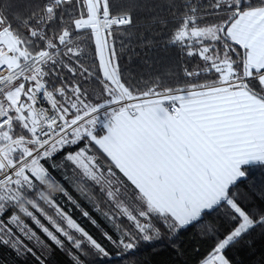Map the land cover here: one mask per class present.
<instances>
[{"label":"snow or ice","instance_id":"obj_1","mask_svg":"<svg viewBox=\"0 0 264 264\" xmlns=\"http://www.w3.org/2000/svg\"><path fill=\"white\" fill-rule=\"evenodd\" d=\"M161 28L166 49L204 62L183 68V85L163 75L133 82L121 70L118 38L150 49ZM89 37L96 71L80 60ZM0 73V216L11 207L8 224L45 252L55 245L71 264H140L142 244L167 236L179 253L180 234L218 213L226 228H206L214 244L199 264H232L229 249L264 233V186L259 203H245L240 187L250 166H264V0H0ZM41 96L50 108L38 106ZM58 159L79 170L77 190L115 229H101L115 253L58 203L60 193L101 228L54 177ZM85 180L99 186L107 211ZM0 244L46 264L2 221Z\"/></svg>","mask_w":264,"mask_h":264},{"label":"trees","instance_id":"obj_2","mask_svg":"<svg viewBox=\"0 0 264 264\" xmlns=\"http://www.w3.org/2000/svg\"><path fill=\"white\" fill-rule=\"evenodd\" d=\"M35 2L39 3L40 0H35ZM204 2L207 3V0H204ZM161 14L169 18L168 28L171 29L173 23L171 22L169 13L165 9L161 10ZM205 19L211 22L215 21L217 17H205ZM153 35L160 40V43L150 49L138 44L136 40H129L123 36L118 38L116 47L120 57L119 62L122 72L133 82L141 79L149 80L154 76L163 75L169 85L176 86L187 83L188 79L183 75V68L187 66L189 69H192L197 64H203L204 62L199 60L198 57L189 58L185 56L176 47L168 46L166 49L165 40L168 33L163 28L158 29ZM80 43L84 48L80 60L85 67L96 71L98 69V59L95 57L94 40L89 37ZM122 47L123 51H121ZM63 71L66 76L71 78L66 69ZM167 73H173V75L168 76ZM78 79L90 91L93 89L97 92L99 91V84L94 78L84 80L83 77H79ZM261 186H264V166H250L249 178L240 186L242 194L246 198L245 203H250L253 199L257 203L260 202L261 195L259 188ZM86 195L91 196L94 202L100 205L102 210H108L105 203L106 196L100 191L99 186H95V189ZM78 201L91 212L98 224L101 225V228L93 226L79 214L78 210H74L70 206L67 210L72 211L73 218L78 223H81L94 238L108 246L110 251L113 253L118 251L112 248L111 245H108V242L103 237L101 229L109 231L114 236L117 233L112 225L103 217L102 212L93 211V204L85 199L84 196H81ZM210 225H217L219 227V234L223 235L226 225L221 219L220 214L212 213L205 216L200 225L181 233L174 241L176 245H179L181 250L179 253L169 244L167 236H165L164 239L155 244H142L136 259L140 261V264H199V261L209 253L214 244V238L203 234ZM123 226L130 227L131 225L125 220ZM36 232L45 243L51 245V241L47 240L39 229ZM22 240L25 245L33 248L36 255L44 259L46 264H71V257L68 255V252L57 249L55 245H51V252H45L35 242L29 241L26 237ZM247 241L227 251V256L232 261V264H264V233H261L257 229L247 237ZM65 243L67 244V241ZM68 250L72 252L76 251L70 245H68ZM85 259L90 261L92 257H85ZM0 264H38V261L31 253L24 252L22 255H17L16 251L9 247L0 251Z\"/></svg>","mask_w":264,"mask_h":264},{"label":"rangeland","instance_id":"obj_3","mask_svg":"<svg viewBox=\"0 0 264 264\" xmlns=\"http://www.w3.org/2000/svg\"><path fill=\"white\" fill-rule=\"evenodd\" d=\"M57 162L61 163V167L58 170H53L54 177L57 179V181H59L64 187H66L71 192V194L74 196V198H76L78 200L81 196H83L77 190V186H78V184H80V181H81V177L78 175L79 170L74 169V166H72L70 162L61 161L59 159ZM65 177H67V179H65ZM89 185H91V186H89ZM81 186L85 187V191L87 194V193H90L91 191H93L95 189L96 185H92V182L85 180V181H83V184ZM56 196L58 198V203L62 207L67 209L68 207L71 206V204L67 201V199L62 196V194L57 193ZM41 203L43 204V202H41ZM43 206L49 212V214L54 215L53 209L49 208L47 205H43ZM13 211L14 210L11 207H9L7 209V211L5 212V214L3 216H0V221H2L9 228H12L15 236L19 237L20 239H24L25 237L23 236L22 233L19 232L18 229H16L15 225L8 224V221L10 219V214ZM16 211H18V210H16ZM37 215L39 216V214H37ZM24 219H25V222L31 228H33L34 231L37 230V228L35 227V225L31 222V220L29 218H24ZM40 219L42 220L43 223H45V224L47 223V221H45L42 217H40ZM7 248H9V246L0 244V251L7 249Z\"/></svg>","mask_w":264,"mask_h":264},{"label":"built area","instance_id":"obj_4","mask_svg":"<svg viewBox=\"0 0 264 264\" xmlns=\"http://www.w3.org/2000/svg\"><path fill=\"white\" fill-rule=\"evenodd\" d=\"M0 74H3V73H0ZM38 106H40V107H46V108H50V105L47 104V102L43 99L42 96L40 97V103H39Z\"/></svg>","mask_w":264,"mask_h":264},{"label":"crops","instance_id":"obj_5","mask_svg":"<svg viewBox=\"0 0 264 264\" xmlns=\"http://www.w3.org/2000/svg\"><path fill=\"white\" fill-rule=\"evenodd\" d=\"M255 166V165H254Z\"/></svg>","mask_w":264,"mask_h":264}]
</instances>
